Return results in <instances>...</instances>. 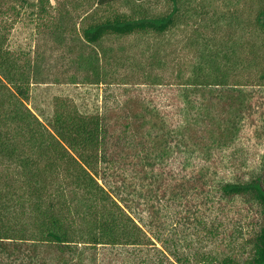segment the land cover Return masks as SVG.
<instances>
[{"label": "trees", "instance_id": "trees-1", "mask_svg": "<svg viewBox=\"0 0 264 264\" xmlns=\"http://www.w3.org/2000/svg\"><path fill=\"white\" fill-rule=\"evenodd\" d=\"M53 1L0 0V264H264V154L254 175L232 180L216 177L212 161L252 115L247 88L264 85V0L244 18L211 14L240 34L212 31L192 45L188 69L175 65L174 112L128 96L101 112L55 109L40 119L27 100L50 74L12 47L18 22L72 42L73 73L62 81L100 85L105 39L164 36L189 8L188 0H167L158 13L147 0ZM155 68L144 72L161 84ZM169 210L173 227H184L177 238Z\"/></svg>", "mask_w": 264, "mask_h": 264}, {"label": "rangeland", "instance_id": "rangeland-1", "mask_svg": "<svg viewBox=\"0 0 264 264\" xmlns=\"http://www.w3.org/2000/svg\"><path fill=\"white\" fill-rule=\"evenodd\" d=\"M191 9L177 28L164 36L132 35L127 37H110L102 42L106 52L107 83L100 85L71 84L62 80L69 79L73 73L70 65L68 48L72 42L68 39L61 44L53 43L45 34L34 33L30 25L18 22L11 31V45L21 50L24 57L37 64L41 76L50 74L44 83L32 85L27 105L33 112L43 117H50L55 109L77 110L78 112H101L107 107L118 105L128 96H141L164 112H174L179 104L175 97V86H170L168 80L174 76L175 65L188 69L194 60V43L212 31H217L216 37H234L233 27L224 22L213 25L212 13L230 14L238 12L242 18L247 17L258 6L257 0H188ZM53 4L54 1L51 0ZM195 6L194 8H192ZM144 7L152 13L167 12V0H147ZM118 9L123 10L121 5ZM200 11V13H199ZM242 33V32H241ZM214 35V33H212ZM194 44V45H195ZM158 52L161 60L151 61L150 54ZM144 54L142 55V53ZM26 54V55H25ZM152 63V64H151ZM166 63V66L163 64ZM152 65V66H151ZM151 66V67H150ZM162 66L154 70L160 78L153 84L148 73L152 67ZM240 78L250 76L248 71L239 72ZM145 83H142V82ZM148 81V82H147ZM147 82V83H146ZM252 98V115L244 119L239 137L228 148L216 152L212 156L216 177L232 180L235 177H249L258 171L264 154V133L260 126L264 118V85L248 87ZM196 163V161H195ZM194 164V162H193ZM164 219L170 234L176 238L183 226L173 227L170 210L165 211ZM231 226V224H229Z\"/></svg>", "mask_w": 264, "mask_h": 264}]
</instances>
